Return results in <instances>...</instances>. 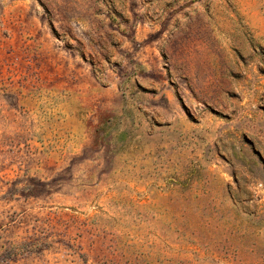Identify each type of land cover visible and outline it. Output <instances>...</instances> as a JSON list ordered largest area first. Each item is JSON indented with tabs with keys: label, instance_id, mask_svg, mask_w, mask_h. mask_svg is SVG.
<instances>
[{
	"label": "rangeland",
	"instance_id": "1",
	"mask_svg": "<svg viewBox=\"0 0 264 264\" xmlns=\"http://www.w3.org/2000/svg\"><path fill=\"white\" fill-rule=\"evenodd\" d=\"M0 264H264V0H0Z\"/></svg>",
	"mask_w": 264,
	"mask_h": 264
}]
</instances>
